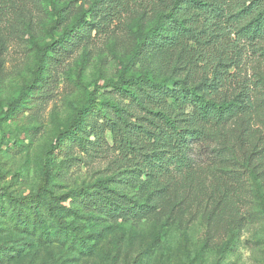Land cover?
<instances>
[{
    "label": "trees",
    "instance_id": "obj_1",
    "mask_svg": "<svg viewBox=\"0 0 264 264\" xmlns=\"http://www.w3.org/2000/svg\"><path fill=\"white\" fill-rule=\"evenodd\" d=\"M133 18L131 55L116 79L94 86L57 135L45 154L37 191L0 194V215L28 236L31 252L57 250L43 264L66 252L77 260L116 264L118 256L111 252L101 257L103 235L95 227L103 221L109 228L136 225L155 215L171 194L181 202L201 195L206 188L201 171L208 162L232 169L219 168L224 176L211 182L210 231L218 210L240 218L236 184L254 178L258 188L249 169L252 152L244 171L235 170V157L237 145L244 149L251 141L256 113L264 108V0H91L70 27L37 46L32 79L5 114L14 116L42 87L49 68L67 60L93 32L111 33ZM101 89L115 100L98 101L95 92ZM83 131L94 138L87 140L93 146L102 149L103 143L112 151L118 172L89 189L58 195L51 160L66 139L83 143ZM161 237L156 233L149 247ZM26 253L17 244L2 247L0 262L28 264Z\"/></svg>",
    "mask_w": 264,
    "mask_h": 264
},
{
    "label": "rangeland",
    "instance_id": "obj_2",
    "mask_svg": "<svg viewBox=\"0 0 264 264\" xmlns=\"http://www.w3.org/2000/svg\"><path fill=\"white\" fill-rule=\"evenodd\" d=\"M90 1H0L1 195L22 197L37 191L45 154L57 135L70 125L95 85L102 86L118 77L134 49L135 18L111 33L93 32L89 42L82 41L67 60L49 68L42 87L8 118L5 114L8 104L32 79L37 46L50 43L70 27ZM95 98L115 100L104 89L95 92ZM85 133L79 136L83 143L75 137L66 139L51 160L53 188L58 195L89 189L98 180L118 172L112 164V151H106L103 143L102 149L93 146L87 140L94 138ZM105 137L109 141L107 134ZM236 149L235 170L248 168L252 152L249 169H253L259 184V191L254 178L235 185L240 194V218L223 215L218 210L209 230L211 182L217 175L224 176L225 171L220 173L219 168L232 169L226 164L208 162L201 171L206 183L201 195H190L181 202L183 198L171 194L160 202L161 208L155 215L136 225L109 228V223L103 221L96 226L103 235L101 257L105 259L111 252L113 257L118 256L116 264H264V108L256 113L251 141L244 149L239 145ZM226 177L230 179L229 174ZM158 232H162V240L149 247ZM16 244L26 255L31 254L28 264H41V254L43 264L57 251L40 248L31 252L28 236L15 232L0 215V248ZM46 263L109 264L101 258L77 260L67 252L56 254Z\"/></svg>",
    "mask_w": 264,
    "mask_h": 264
}]
</instances>
